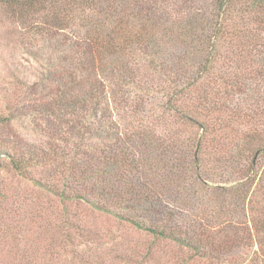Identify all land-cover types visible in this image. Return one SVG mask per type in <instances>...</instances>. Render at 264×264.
<instances>
[{
    "label": "rangeland",
    "instance_id": "rangeland-1",
    "mask_svg": "<svg viewBox=\"0 0 264 264\" xmlns=\"http://www.w3.org/2000/svg\"><path fill=\"white\" fill-rule=\"evenodd\" d=\"M159 4L167 8H158V14L151 21L137 10L131 13L127 12L128 9L124 10L123 13L130 20L128 28H155L156 35L163 42H160L159 49L151 50V54L147 56L142 49L131 48L128 64H132L136 76H133L123 92L119 90L113 100L117 104L113 105L111 112L113 118L118 120L119 129L106 135L97 121V125H90L85 138L75 135L79 127L75 130L64 124L52 125L32 113H24V108L15 101L18 88H23L28 81L32 83L42 80L47 87L53 80L66 75L71 65L77 62L73 50L66 48L64 57L69 61H64L58 52L44 50L43 46H37L36 50L26 48L21 42L24 32L18 30L12 34L11 30L15 27L2 17L0 115L9 116L11 120L0 124V146L19 144L25 149L33 146L45 149L44 147L50 146L51 151L58 146L70 147L74 155L57 162L52 169L48 163L45 168L41 166L29 169V177L18 176L10 165L0 168V264H180L183 260L186 264H191L188 258H193V251L179 248L173 242L156 240L155 244V239L148 233L138 232L122 219L97 209L96 196L88 200L76 198L81 197L83 190L93 187L90 180L80 179V176L92 175L91 170L85 175L74 168V171L64 169L55 172L54 167L60 169L64 164L71 167L81 165L80 159L84 163L91 162L93 157L97 158V149H107L102 142L108 144L109 151H117V148L129 150L128 153L137 164L127 182L121 181L118 176L123 169L121 164L111 162L101 166V170L109 174L104 176L103 186L106 189L116 188L118 195L124 198L125 206L119 213L135 214L147 225H181L182 228L189 227L210 236L209 246L213 250L208 252L210 255L208 260H204L205 264H264V255L257 241L254 238L251 240V237L247 239L250 236L248 226L251 229L248 221L249 198L246 199L242 192L248 189L251 192L254 185L251 189L245 188L248 186L246 178L241 175L243 172L231 171V174H226L222 170L215 174L204 171V176L197 181L196 175L191 174L189 166L192 161L188 158L195 151L191 147L192 143H187V139L194 143L198 131L168 120L171 116L162 104L166 101L162 90L158 94L153 90L145 92L149 96L148 104H140L136 97L139 92L138 86L134 85L137 76L145 81L150 78L157 82H163L160 79L168 81L166 76L163 77L164 72L165 75L172 76L180 69L192 67L199 58L195 52H191L190 38L184 31L178 29L171 33L170 25L183 19L166 3ZM101 6L96 1L84 11L80 8L78 16L81 18L72 26L70 24L68 35L83 38L87 35L88 21L97 23V19H100L110 25L115 24L116 19H121L122 13H109L106 9H101ZM194 12L193 16H198L199 13L208 16L204 8L198 7ZM192 19L186 18L183 23ZM164 34L166 38L163 39ZM159 52L161 54H157ZM153 54L157 55L154 57ZM160 63L167 68L160 67ZM46 78H49V84ZM42 88L40 87L39 92H43ZM43 95L40 93L31 96V104H39ZM213 98L223 102L227 95L221 89ZM154 103L159 107H155ZM214 117L223 119L226 116L216 113ZM91 122L95 123L93 119ZM82 134L83 132L80 136ZM115 134L126 144L121 145L118 141L117 144ZM101 136L109 138L103 140ZM61 139H66L69 144L61 143ZM73 157L76 158L75 161L71 160ZM66 161L70 164L65 163ZM94 163L97 164L96 160ZM235 180L239 182L235 184ZM34 181L48 186H39ZM63 190L66 191V197L55 195V192L59 195ZM143 192H150L155 197L150 206L145 204ZM167 212L173 215L170 216L171 222L167 221ZM65 216L72 221V227L64 224ZM68 230L71 238L66 236ZM93 233H97L101 239L97 241V235ZM235 233L240 236L241 242L228 246L226 241L236 238ZM252 233L254 234L253 229ZM148 247H153L152 258L147 253ZM128 258H131L130 263L127 262ZM193 264H203V260L199 259Z\"/></svg>",
    "mask_w": 264,
    "mask_h": 264
},
{
    "label": "trees",
    "instance_id": "trees-1",
    "mask_svg": "<svg viewBox=\"0 0 264 264\" xmlns=\"http://www.w3.org/2000/svg\"><path fill=\"white\" fill-rule=\"evenodd\" d=\"M96 1L102 4L101 9H106L109 13H122L121 19H116L117 22L110 25L100 19H97V23L88 21L87 35L83 38L68 35L70 24L72 26L81 18L78 16L80 8L84 11ZM160 2L166 3L165 5L177 12L183 20L193 18L186 23L182 20L170 25L171 33L178 29L184 31L190 38L187 39L190 40L189 46L193 50L191 52H195L199 58L192 67L180 69L172 76L165 75L164 72L163 77L166 76L168 81L160 79L163 82H157L151 78L145 81L137 76L136 83H132L139 88L136 97L139 98L140 104H148L149 96L145 95V92L153 90L158 94L162 90L166 96V101L162 104L171 116L168 120L198 131V136L194 138L195 144L193 140L187 139V143L191 142L190 145L195 151H192L188 158L192 161L189 166L191 174L196 175L197 181L204 176V171L215 174L222 170L226 174H231V171L243 172L241 175L246 178L248 186L245 188L251 189L254 185L251 192L249 189L242 192L246 199L249 198L248 221L251 229L248 226L250 236L247 239L254 238L264 255V169L260 172L264 168V0H0V21L4 17L15 27L11 30L12 34L18 30L24 32L21 40L24 47L36 50L37 46H43L44 50L58 52L64 61H69L64 57L66 48H69L73 50L77 60L66 75L53 80L47 87L43 85L42 80L32 83L28 81L23 88H18L15 101L24 108V113H32L52 125L64 124L75 130L79 127L75 135L80 138H85L90 125H97V121L106 135L118 130V120L114 119L111 113L113 105L117 104L113 100L119 90L123 92L133 76H136L132 64H128L129 52L132 47H137L147 56L151 54V50L159 49L162 41V38L156 35L155 28H128L130 20L123 12L125 9H128L129 13L137 10L151 21L158 8H167L159 4ZM129 5L132 6L129 8ZM198 7L204 8L208 16L205 17L201 13L193 16ZM158 23L154 24L158 26ZM50 60L51 58L48 63ZM161 66L167 68L160 63ZM46 79L49 84V78ZM40 87H43V92H39ZM221 89L227 95L223 102L213 98ZM40 93L44 94L43 100L39 101V104H31V96ZM154 105L159 107L155 103ZM216 113H223L226 117L216 119ZM92 119L95 123L91 122ZM10 120L9 116L0 115L1 125ZM101 138L104 140L109 137ZM115 138L121 145L126 144L116 134ZM61 140V143L69 144L66 139ZM101 144L107 149H97V158L93 157L91 162L84 163L80 159L81 165L71 167L64 164L60 169L54 167L55 172L79 169L81 175L92 171L93 176H80V179L90 180L93 187L83 190L81 197L76 198L88 200L96 196L97 209L122 219L138 232L148 233L155 239V244L156 240L173 242L179 248L193 251V258H188L191 264L199 259L205 264L204 260H208L210 255L208 252L213 250L209 246L210 236H205L196 229L182 228L181 225H147L135 214L132 216L119 213L125 206L124 198L118 195L116 188L106 189L103 186L104 176L109 174L102 171L101 166L111 162L121 164L123 169L118 176L121 181L127 182L137 164L128 153L129 150L117 148V151H109L107 143ZM21 146H0V168L10 165L18 176L29 177V169L41 166L45 168L47 163L52 169L57 162L74 155L70 147L58 146L51 151L50 146H47L44 147L45 152L42 147L25 149ZM75 159L73 157L71 160ZM183 159L187 162L186 158ZM95 160L97 164L94 163ZM6 162L8 164H5ZM34 182L39 186H48L40 181ZM65 193L63 190L59 195L55 192V195L63 198L66 197ZM144 195L145 204L150 206L155 197L150 192H145ZM170 216L173 217L167 212V221L171 222ZM64 224L66 227L73 226L67 216ZM67 232L66 236L71 238L69 230ZM93 234L97 235V241L101 239L97 233ZM202 234L204 237H200ZM235 235L236 238L226 241L228 246L241 242L240 236L237 233ZM151 250L153 247H148L147 253L152 258ZM130 259H127L128 263ZM185 262L183 260L180 264H186Z\"/></svg>",
    "mask_w": 264,
    "mask_h": 264
}]
</instances>
